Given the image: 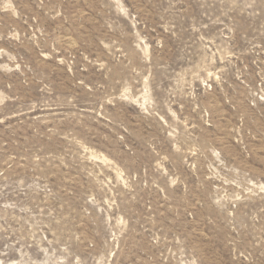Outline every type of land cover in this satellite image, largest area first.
I'll return each instance as SVG.
<instances>
[{
    "label": "rangeland",
    "instance_id": "374dc122",
    "mask_svg": "<svg viewBox=\"0 0 264 264\" xmlns=\"http://www.w3.org/2000/svg\"><path fill=\"white\" fill-rule=\"evenodd\" d=\"M0 264H264V0H0Z\"/></svg>",
    "mask_w": 264,
    "mask_h": 264
}]
</instances>
